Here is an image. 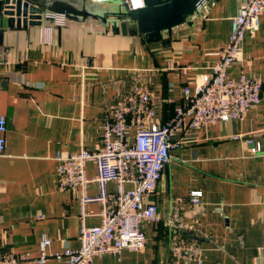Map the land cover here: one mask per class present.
Instances as JSON below:
<instances>
[{
	"label": "crops",
	"instance_id": "1",
	"mask_svg": "<svg viewBox=\"0 0 264 264\" xmlns=\"http://www.w3.org/2000/svg\"><path fill=\"white\" fill-rule=\"evenodd\" d=\"M32 1L42 8L39 25L0 28V114L7 120L0 244L32 258L20 264H66L52 255L79 246L82 225L100 222L102 204L81 203L79 189H57V153L94 150L113 104L136 83L155 97L157 121H168L184 89L192 92L217 60L244 0H209L155 42L110 22L118 0ZM227 73L264 77V14ZM128 133L132 140L133 128ZM248 138L259 152L251 153ZM171 141L177 145L147 197L158 220L142 223L145 246L96 256L93 264H186L169 251L172 229L165 220L176 206L185 236L203 249L202 264H264V91L243 119L178 130ZM86 174L96 175L94 161ZM106 189L114 191L115 184ZM193 190L202 191L198 207L188 201ZM98 193L97 183L87 185V195ZM44 237L51 243L39 263Z\"/></svg>",
	"mask_w": 264,
	"mask_h": 264
},
{
	"label": "built area",
	"instance_id": "2",
	"mask_svg": "<svg viewBox=\"0 0 264 264\" xmlns=\"http://www.w3.org/2000/svg\"><path fill=\"white\" fill-rule=\"evenodd\" d=\"M102 1V0H97ZM130 10L143 8L144 0H124ZM209 0H198L195 10L200 11ZM264 14V0H244L238 13L232 18L228 42L216 54L218 56L209 72H201L194 89H184V101L174 110L172 117L159 123L156 119L155 97L141 83L133 84L124 97L112 106L110 116L102 124L101 141L94 150L81 148L76 153H57L56 185L60 191L79 189L81 203L98 201L102 204L100 222L82 225L77 248L65 247L52 255L64 257L66 264H93V258L101 255H118L122 250L133 252L143 249L146 235L142 228L145 221L158 220L156 203L147 201L161 176L162 169L170 159V149L177 145L171 136L178 130L199 128L228 120H241L251 107L257 105L264 91V77L241 73L233 78L228 67L239 60L241 44L247 34H253ZM133 128L132 140L128 131ZM7 120L0 114V155L6 146ZM235 135L233 138H237ZM251 153L259 152V145L248 138ZM94 161L96 175L86 174V164ZM98 185L97 196L86 194L89 183ZM113 182L115 190L109 192L106 184ZM131 183V188L125 185ZM202 191L193 190L188 201L192 207L201 204ZM171 227L169 251L177 260L186 264H202L203 249L188 239V230L182 213L176 206L167 218ZM50 239L39 242L42 263L48 257ZM32 259L6 250L0 244V264H20Z\"/></svg>",
	"mask_w": 264,
	"mask_h": 264
},
{
	"label": "water",
	"instance_id": "3",
	"mask_svg": "<svg viewBox=\"0 0 264 264\" xmlns=\"http://www.w3.org/2000/svg\"><path fill=\"white\" fill-rule=\"evenodd\" d=\"M197 1L144 0L143 8L130 10L124 0H118L110 22L123 32L128 28L133 34H142L146 42L162 41L164 34L170 35L173 26L195 11ZM35 3L32 0H0V28L39 25L42 8Z\"/></svg>",
	"mask_w": 264,
	"mask_h": 264
}]
</instances>
